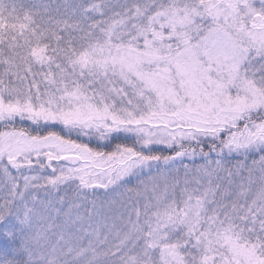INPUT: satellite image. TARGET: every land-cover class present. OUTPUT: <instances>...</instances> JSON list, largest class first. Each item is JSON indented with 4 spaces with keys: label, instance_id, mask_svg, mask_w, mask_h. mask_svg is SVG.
Wrapping results in <instances>:
<instances>
[{
    "label": "snow or ice",
    "instance_id": "snow-or-ice-1",
    "mask_svg": "<svg viewBox=\"0 0 264 264\" xmlns=\"http://www.w3.org/2000/svg\"><path fill=\"white\" fill-rule=\"evenodd\" d=\"M77 201L96 264H264V0H0V264Z\"/></svg>",
    "mask_w": 264,
    "mask_h": 264
},
{
    "label": "rangeland",
    "instance_id": "rangeland-1",
    "mask_svg": "<svg viewBox=\"0 0 264 264\" xmlns=\"http://www.w3.org/2000/svg\"><path fill=\"white\" fill-rule=\"evenodd\" d=\"M77 203L79 207H72L70 214L61 213L52 221L51 228L45 224L47 232L41 248L45 264L48 260L55 264H88L89 261L96 264L98 260L107 259L100 253L120 243L117 234L123 227L117 217L96 214L86 201ZM64 207L68 208L67 202ZM81 249L87 250L81 252Z\"/></svg>",
    "mask_w": 264,
    "mask_h": 264
},
{
    "label": "trees",
    "instance_id": "trees-1",
    "mask_svg": "<svg viewBox=\"0 0 264 264\" xmlns=\"http://www.w3.org/2000/svg\"><path fill=\"white\" fill-rule=\"evenodd\" d=\"M5 2H7V0H5ZM23 3L26 5L35 6L37 4H44V3L54 4V0H23ZM34 10H35V8H34Z\"/></svg>",
    "mask_w": 264,
    "mask_h": 264
}]
</instances>
